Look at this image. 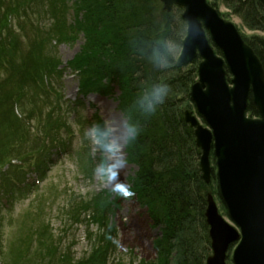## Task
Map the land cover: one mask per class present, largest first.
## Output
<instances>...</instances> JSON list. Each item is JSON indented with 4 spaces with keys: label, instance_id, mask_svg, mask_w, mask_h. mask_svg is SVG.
<instances>
[{
    "label": "trees",
    "instance_id": "16d2710c",
    "mask_svg": "<svg viewBox=\"0 0 264 264\" xmlns=\"http://www.w3.org/2000/svg\"><path fill=\"white\" fill-rule=\"evenodd\" d=\"M207 1L217 10L224 7V18L233 15L252 31L241 34L264 69V0ZM31 4L42 6L50 23L28 36L20 30L27 26L24 16ZM181 11L178 6L165 10L160 0H0V203L2 197L36 188L26 182L28 171L44 178L52 148L65 144L55 136L66 120L57 89L61 62L51 42H71L82 33L79 52L66 63L78 78L79 91L111 95L117 87V107L126 123L140 127L135 140L126 142L125 152L126 161L136 166L129 185L134 195L128 197L139 206L136 214L145 226L160 231L152 240L155 258L149 264H205L211 249L204 211L211 179L216 178L213 171L210 183L204 181L201 150L184 120V111L194 108L189 90L197 78L198 59L183 67L176 64L186 29ZM162 84L169 86L165 102L155 113L145 112L143 97ZM247 113L257 115L250 103ZM90 156L84 142L77 157L86 177L94 172ZM12 159L20 164H12ZM43 196L40 191L24 210L18 241H7V246L0 234L3 264H28L30 258L35 264H106L112 237L109 215L120 196L110 199L102 190L71 201L73 217L87 215L102 230L88 232L93 237L90 250L78 258L70 246L60 248L55 242L41 208L47 200Z\"/></svg>",
    "mask_w": 264,
    "mask_h": 264
},
{
    "label": "water",
    "instance_id": "95a60500",
    "mask_svg": "<svg viewBox=\"0 0 264 264\" xmlns=\"http://www.w3.org/2000/svg\"><path fill=\"white\" fill-rule=\"evenodd\" d=\"M182 9L185 35L178 67L195 59L189 90L194 110L184 111L201 150L202 177L209 183L214 158L219 212L208 192L205 221L211 253L205 264H264V69L236 25L207 0H160ZM219 52V53H218ZM227 74L229 80H227ZM252 104L257 115L247 113ZM230 252V256H229Z\"/></svg>",
    "mask_w": 264,
    "mask_h": 264
},
{
    "label": "rangeland",
    "instance_id": "374dc122",
    "mask_svg": "<svg viewBox=\"0 0 264 264\" xmlns=\"http://www.w3.org/2000/svg\"><path fill=\"white\" fill-rule=\"evenodd\" d=\"M218 11L223 14L227 12L222 6L219 7ZM226 17L236 25L242 34L249 35L252 32L243 26L239 18L233 15H226ZM68 18L69 23L73 25L72 11H69ZM24 19L27 21V26L23 28L24 31L21 29L20 32L28 36H33L36 28L42 31L50 23V18L43 12L42 6H32V4L28 16L25 15ZM83 40L82 33H79L71 42H59L58 44L54 41L51 42L55 47L57 58L62 64L61 67H65L66 63L79 52ZM63 67L61 68L63 71L59 76L60 82L57 89L63 94L61 115L66 120V124L58 128L55 136L59 135L65 141V147L52 149L50 154L51 163L47 164L48 170L44 178H39L32 171L28 173L27 181L29 183L34 182L36 188L27 191V195L17 194L14 197L4 195L7 199L3 198L0 203V234L7 246L10 245L7 241L13 243L16 237L18 241V236L23 233L20 220L24 210L27 209L33 197L43 191V197H47V200L44 205H41V208L52 228L55 242L60 244V248L70 246L72 256L78 258L90 250L93 237L89 238L88 232L94 234L101 233L102 230L98 227V224L89 222L86 219L87 215L82 214L78 219L73 217L69 212L71 201L89 198L97 195L102 190L109 192L110 199L116 196L110 190V185L102 184L94 172L92 177H86L81 173L77 157L78 152L85 142L89 148L95 169L104 157L86 138L85 132L95 124H111L119 129L126 123V120L117 107V87H114V93L111 95L86 93L85 91V93H82L78 90L77 76ZM94 95L101 98V100H93ZM79 116H82V119L77 122ZM95 116H97V119ZM31 125L38 126L34 122ZM125 145L126 142H124L123 147V156L126 161ZM212 157L210 156L211 173L215 171ZM13 162L19 163L20 161L13 160ZM135 170L136 166L126 161L124 167L120 170L119 179L129 186L130 178ZM216 188V182L211 179V188L208 192L213 195L219 212L228 220L224 212L225 208L215 192ZM139 210V206L135 202L131 203L128 196H120L118 199L117 208L113 215H109L108 224H112V238L119 241V243H114L111 239L108 245L106 264H149L155 258L152 240L159 236L160 231L157 227L145 226L146 224L136 214ZM25 232L27 231L25 230ZM28 264H35L34 258H30ZM227 264H232L229 258Z\"/></svg>",
    "mask_w": 264,
    "mask_h": 264
},
{
    "label": "clouds",
    "instance_id": "9594fccd",
    "mask_svg": "<svg viewBox=\"0 0 264 264\" xmlns=\"http://www.w3.org/2000/svg\"><path fill=\"white\" fill-rule=\"evenodd\" d=\"M169 86L162 84L156 86L145 95L141 107L145 112L153 114L157 105L165 102ZM140 132V127L132 122H127L117 129L111 124H95L85 132L86 138L103 154V159L96 165L94 174L105 185H110V190L118 196L134 195L128 185L119 179L120 170L126 161L123 156L124 142L135 140ZM114 243H119L112 237Z\"/></svg>",
    "mask_w": 264,
    "mask_h": 264
},
{
    "label": "bare ground",
    "instance_id": "6f19581e",
    "mask_svg": "<svg viewBox=\"0 0 264 264\" xmlns=\"http://www.w3.org/2000/svg\"><path fill=\"white\" fill-rule=\"evenodd\" d=\"M92 99H93V100H97V101H98V100H101V98H99V97L96 96V95H94V96L92 97Z\"/></svg>",
    "mask_w": 264,
    "mask_h": 264
}]
</instances>
